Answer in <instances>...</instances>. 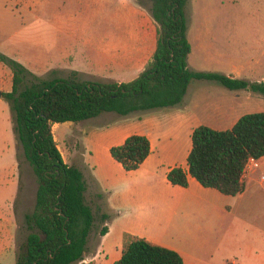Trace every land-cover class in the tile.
<instances>
[{"label": "trees", "instance_id": "16d2710c", "mask_svg": "<svg viewBox=\"0 0 264 264\" xmlns=\"http://www.w3.org/2000/svg\"><path fill=\"white\" fill-rule=\"evenodd\" d=\"M187 3L188 0H152L150 26L157 36L153 59L128 82L56 77L38 78L27 85L29 70L20 62L1 56L13 69L12 90L3 93V97L10 104L17 139L39 183L34 210L25 219L29 233L17 252L15 264H84L94 229L100 227V236L109 231L112 214L103 211L97 218L86 200L84 172L66 162L58 147L53 132L55 123L80 124L103 112L129 115L176 106L182 103L195 79L264 95V82L190 69ZM111 153L126 170L132 171L150 155L151 143L147 136L134 134L123 144L113 146ZM262 157L264 111L250 112L229 129L196 127L189 170L176 166L168 179L174 185L187 187L189 176H193L204 187L238 195L246 189L243 177L249 160ZM114 264L185 263L177 250L125 233L122 255Z\"/></svg>", "mask_w": 264, "mask_h": 264}, {"label": "rangeland", "instance_id": "374dc122", "mask_svg": "<svg viewBox=\"0 0 264 264\" xmlns=\"http://www.w3.org/2000/svg\"><path fill=\"white\" fill-rule=\"evenodd\" d=\"M151 7L152 0H0V242L4 246L0 248V264L16 262L29 233L25 219L34 210L39 185L17 139L10 104L3 97L12 90L13 69L1 56L29 70L27 85L38 78L56 77L129 80L153 59L157 36L150 26ZM186 19L193 47L189 55L192 69L202 65L212 71H226L228 63L235 61L253 65L256 76H264V0H188ZM197 81L203 80L192 82ZM210 83L232 91L219 82ZM213 91L209 89L208 94ZM241 99L251 104L250 108L264 106V95L246 89L241 90ZM79 125L87 127V122ZM77 126L73 129L78 130ZM55 134L64 152L78 139L61 140L56 128ZM255 169L260 179L264 160ZM104 194L100 197L86 191V200L97 218L100 212L109 211ZM148 204L145 209L156 210V204ZM135 212L126 211L124 223L135 221ZM237 216L241 217L236 213L230 219L234 221ZM146 224L144 228L151 225ZM99 229L97 226L91 234L87 254L98 249V256L109 264L119 254L121 241L116 236L120 235L115 232L106 238L103 251ZM223 233L210 235L202 249L196 247L197 252L206 264H241L243 238L238 247H229L226 240L230 237ZM156 235L165 239L167 232L158 230Z\"/></svg>", "mask_w": 264, "mask_h": 264}, {"label": "crops", "instance_id": "0c3cea01", "mask_svg": "<svg viewBox=\"0 0 264 264\" xmlns=\"http://www.w3.org/2000/svg\"><path fill=\"white\" fill-rule=\"evenodd\" d=\"M188 65L192 69L190 57ZM145 67H140L138 73ZM227 67L226 71L216 72L252 82L264 81V76H256L251 64L230 61ZM192 70L212 71L202 65ZM139 74L129 80L121 78L116 81L128 82ZM210 82H192L182 103L176 106L129 115L103 112L83 121L87 122V127L82 128L78 124V130L73 129L76 123L71 121L54 124L56 140L55 128L61 140L78 138L68 145L67 156L59 144L58 147L66 162L84 172L87 191L92 190L98 196L106 193L105 204L112 218L108 222L109 231L102 236L100 245L105 251L103 241L115 232L120 235L116 239L121 241L118 256L109 264H114L121 257L125 233L177 250L185 264H206L197 248L202 249L210 235L220 232H224L222 236L229 235L226 240L229 247H238L243 238L241 264H264V181L261 177L259 179L255 169L264 157L255 160L245 171L246 189L238 195H226L217 189L204 187L193 176H189L187 187L174 185L168 179L169 172L176 166L189 170L188 157L196 127L208 125L225 130L232 128L246 113L264 111V106L250 108L251 104L242 101L241 90H221ZM209 89L214 90L211 95L208 94ZM134 134L149 138L151 153L138 169L128 171L112 156L111 148L123 144ZM148 203L156 204V210L145 209ZM131 209L136 211V220L124 223L125 212ZM236 213L241 217L237 216L232 221L230 216ZM146 222L151 225L144 228ZM158 230L167 232L165 239L156 235ZM98 253L97 249L86 254L83 263L105 264ZM88 258L91 259L87 261Z\"/></svg>", "mask_w": 264, "mask_h": 264}, {"label": "built area", "instance_id": "2783aa9c", "mask_svg": "<svg viewBox=\"0 0 264 264\" xmlns=\"http://www.w3.org/2000/svg\"><path fill=\"white\" fill-rule=\"evenodd\" d=\"M256 159L251 158L247 164L246 170L250 168V166L255 162ZM261 179L264 181V173L261 175ZM230 264H236L235 261H232ZM238 264V263H237Z\"/></svg>", "mask_w": 264, "mask_h": 264}, {"label": "water", "instance_id": "95a60500", "mask_svg": "<svg viewBox=\"0 0 264 264\" xmlns=\"http://www.w3.org/2000/svg\"><path fill=\"white\" fill-rule=\"evenodd\" d=\"M0 95H1V93H0Z\"/></svg>", "mask_w": 264, "mask_h": 264}]
</instances>
